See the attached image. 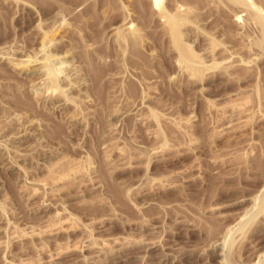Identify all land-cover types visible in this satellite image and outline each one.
Wrapping results in <instances>:
<instances>
[{"label":"rangeland","instance_id":"rangeland-1","mask_svg":"<svg viewBox=\"0 0 264 264\" xmlns=\"http://www.w3.org/2000/svg\"><path fill=\"white\" fill-rule=\"evenodd\" d=\"M158 3L0 0V264H264V0Z\"/></svg>","mask_w":264,"mask_h":264},{"label":"bare ground","instance_id":"bare-ground-1","mask_svg":"<svg viewBox=\"0 0 264 264\" xmlns=\"http://www.w3.org/2000/svg\"><path fill=\"white\" fill-rule=\"evenodd\" d=\"M160 0H154V2H155V4H159L158 2H159ZM156 8V7H155ZM158 8V7H157ZM163 252V251H162ZM161 252V255L162 254H165L166 256H168V255H170V253H167L166 251H164L163 253ZM163 257H164V255H163ZM166 259H167V257H166ZM180 259V258H179ZM163 264H165V263H163Z\"/></svg>","mask_w":264,"mask_h":264}]
</instances>
